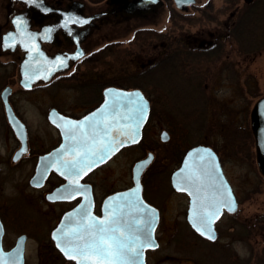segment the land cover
<instances>
[{"label": "rangeland", "instance_id": "374dc122", "mask_svg": "<svg viewBox=\"0 0 264 264\" xmlns=\"http://www.w3.org/2000/svg\"><path fill=\"white\" fill-rule=\"evenodd\" d=\"M229 2L197 0L187 16L170 7L159 8L157 15L150 14L144 20L132 19L130 27L124 28L125 33L110 35L109 41L118 42L100 55L101 62L81 65L75 70L79 73L77 82L64 81L60 86L59 103L64 112H85L81 102L113 83L126 89H146L161 107L152 115L142 142L126 147L93 176L99 197L130 188L135 162L160 144L161 152H156V161L143 179L144 197L161 208L165 217L158 231L160 246L149 253L148 264H264V173L257 164L251 124V112L264 97V49L252 51L248 47L250 52L242 54L233 40H225L219 61L204 64L200 59L206 57L200 52L196 53L197 62L175 66L166 59L168 53H174L176 44L171 40L164 48L162 43L167 35L196 45L212 40L213 32L224 26L234 9H226ZM136 28L139 31L131 34ZM109 41L102 35L98 45ZM157 61L161 62L153 67ZM88 84L91 87H82ZM17 95V107L30 130L33 149H38L39 137L51 141L56 135L46 118L51 94L38 89L30 95ZM6 121L0 101L3 152L5 131L1 124ZM168 127L171 140L162 143L160 133ZM12 141L13 150L19 143L16 138ZM198 144L217 149L238 200L237 214L223 218L217 225L218 239L212 243L198 237L190 226L174 222L185 217L187 199L171 193L169 177L183 154ZM32 175L33 168H16L15 175L0 185L4 248L11 249L17 238L25 234V264H69L51 250L50 243L52 229L71 205L47 202L45 193L51 185L41 190L31 187Z\"/></svg>", "mask_w": 264, "mask_h": 264}, {"label": "flooded vegetation", "instance_id": "af4514ba", "mask_svg": "<svg viewBox=\"0 0 264 264\" xmlns=\"http://www.w3.org/2000/svg\"><path fill=\"white\" fill-rule=\"evenodd\" d=\"M188 1L189 0H0V101L7 120L5 123L1 124L5 131L3 132V140L1 141L2 145L5 147V150L3 152V147L0 148V185H5L7 180L15 175L16 168L19 169L20 167L31 168V170L33 168V177L36 174L41 157L49 154L51 151L61 145L63 141L62 133L54 124L52 120L53 118H51L53 117V115L51 116L53 111H56L70 119L80 120L103 104L105 100V89L111 87V85H102L103 89H101L100 94L98 92H93L92 94H89L91 95L92 100L88 95L86 100L81 102V104L84 105L82 111L85 112L81 114H78L76 110L73 113L64 112L62 111L61 103H59L61 90L60 86L64 81H70L73 83V81L79 79V73L75 70L81 65L86 63L89 65H94L95 63L101 62L100 59L102 58L100 55L108 48L112 47L111 44H117L118 42L115 40L109 41L111 34L113 37H116L117 33H125L124 28L130 27L132 19L144 20L147 19L150 14L157 15L159 13V8L168 10L170 7H174L177 10L174 12L187 16L189 15L188 13L190 7L197 4V0H194L192 3H187ZM248 4L253 6L256 4L259 5L260 3H255L253 0H236L234 9L232 10L229 18L225 23H223L224 28L219 26V28L213 32L214 35L212 40H209L204 44L196 45L179 38L175 39L173 36L169 37V35H167L165 39H162L164 48L167 47V42H170L171 40H173L172 44L175 43L176 45L174 47V53H168L169 58L166 60L177 64L181 62H197V58L189 59L183 57L186 53V48L198 49L199 52H195L194 50L195 53L193 54L196 55V53L201 52L202 54H205L204 57L207 56L206 50L214 49L217 51L219 49L218 53H220V49H222L223 45L222 43H224L225 40H229L231 38V35H229V30L231 27L237 29V26H232V20L237 18L239 11ZM209 5L210 4L208 3L203 8V11L209 7ZM169 12L172 13L173 11ZM18 17L21 18L22 21L20 27H18L17 23L15 22ZM127 22H129L128 25H126ZM138 31L139 29L136 28L131 31V34H135ZM7 33H14L16 39L15 41L10 40L9 46L5 47L4 37ZM28 33L32 34L31 38L27 36ZM102 35H106L109 42L99 46L101 43L99 45L98 43L100 42ZM25 45H27V47H25ZM120 45H122V42H120ZM183 50L185 53L181 52ZM77 53L80 55L76 56ZM57 56L65 59L66 67L60 68L56 66ZM200 60L204 64H211L219 61L220 59L215 58L210 62H208L205 58H201ZM160 62L161 61H157L153 67L157 66ZM85 86L91 87L90 84L83 85L82 87ZM115 87L122 88L120 86ZM38 89L44 90V94H46L47 91L51 94V100L49 103L50 105L46 118L53 130L56 132V135L54 138H50L51 141H47L46 138L39 137V143H37L38 149H33L30 130L27 123L21 116V112L17 107L16 99L18 98L17 94H19V92L30 95V93ZM142 92L149 100L151 110L150 118L143 129L144 137V130L149 124L152 115H156V112L161 110V107H159L157 104L154 106V102L148 97L149 94L147 95V93L143 90ZM4 97L15 115L26 126L27 146L23 151H21L23 146L22 142L17 136L13 125L8 120ZM163 131L168 132L169 140L167 142H169L171 140V131L169 130V127L168 129H162L160 133V141L162 143H166L163 142L161 138ZM14 138L17 139L19 145L12 150V140ZM125 148H121L115 154V156H113V158L119 155V153ZM157 151L161 152L160 144H157L154 151L151 150L148 152V154L153 153L154 158L142 176L143 197L144 175L156 161ZM186 152L183 154L182 158L179 159V166L171 172L169 183L171 187V193L175 192L180 195L182 194L187 199L184 213L185 217L182 219H175L174 222L177 225H188L191 228V224L189 222L191 197L185 192L176 190L172 184L173 174L181 166ZM171 155L173 157L177 156L175 153H172ZM113 158H111V160ZM111 160L95 168L85 170L78 177L79 184L84 186L81 188L83 193H79L74 198L60 200L57 202H49L46 199V195L48 193L60 188L68 182V180L63 175H61L60 171H57V168L54 165L50 166L49 174L47 175L43 186L41 188L35 189L41 190L51 185V189L47 190L45 193V199L47 202L51 204L71 205L68 209L63 211L61 217L66 212L73 210L82 202L84 193H86L87 190L91 191L94 200L93 213L95 216L102 217L104 214L103 205L105 199L109 195L121 190H117L99 197L93 176L101 168L105 167ZM225 176L227 178L226 173ZM128 188L129 187L125 189ZM144 200L152 208L157 210L158 214V224L154 229V240L157 242V247L154 249L148 248L145 250V264H148L147 257L149 253L156 251L160 246L158 231L161 222L165 221V217L163 216L164 211L161 208L148 201L145 197ZM236 214L237 212L230 214L227 211H224L222 217L216 223V230L217 225L223 220L225 216H235ZM194 233L202 240L208 241L207 239L198 235L196 232ZM208 242L212 243L215 241Z\"/></svg>", "mask_w": 264, "mask_h": 264}, {"label": "snow or ice", "instance_id": "6c2138e0", "mask_svg": "<svg viewBox=\"0 0 264 264\" xmlns=\"http://www.w3.org/2000/svg\"><path fill=\"white\" fill-rule=\"evenodd\" d=\"M15 22L18 27L22 24L19 17ZM27 36L31 38L32 34L28 33ZM15 39L14 33L5 34L4 46H9V41ZM56 62L57 67H66L64 58L57 56ZM106 94L112 95V102L109 104L106 101L97 112L82 120L61 118L63 123L60 127L66 141L61 145V154L68 158L60 159L58 154L55 166L61 175L67 176L70 183L65 194L59 198L71 199L73 192L79 194L84 186L79 184L78 177L86 169L103 162L118 147L135 140L139 135L140 122L147 113V102L141 93L137 91L133 98L131 93L107 89ZM118 109L121 111L118 112ZM200 152V163L191 167L186 164L176 186H184V190L193 197L192 226L197 232L214 240L213 222L222 208L233 211L235 201L231 189L220 177L214 153L211 149H201ZM209 179L213 183L211 195L207 191ZM57 198L55 195L48 197L49 200ZM74 215V220L70 219L67 225L57 229L53 237L65 256L77 261V264H143V249L155 247L152 230L156 222V210L144 204L138 195L126 203L106 205L102 217L92 214L90 201L87 207ZM3 264H19V260L16 258Z\"/></svg>", "mask_w": 264, "mask_h": 264}, {"label": "water", "instance_id": "95a60500", "mask_svg": "<svg viewBox=\"0 0 264 264\" xmlns=\"http://www.w3.org/2000/svg\"><path fill=\"white\" fill-rule=\"evenodd\" d=\"M194 2V0H189L187 3H192ZM107 89H112V90H121L122 92L125 93H131L133 94V98H135V93L137 91H139L141 93V95L143 96L144 100L147 102V113L145 115V117L142 119V121L140 122V126H139V135L138 137L127 143V144H123L122 146L118 147L117 150L113 151L111 153V155H109L103 162H98L96 163V165L92 168H95L103 163H106L108 160H110L121 148L132 145V144H136L138 142L141 141L142 139V132H143V128L146 124V122L148 121V118L150 116V102L149 100L144 96L143 92L140 89H121V88H117V87H109L105 89L104 92V96H105V100L103 102L102 105H100L97 109H95L94 111H92L91 113H89L86 116H89L90 114L97 112L98 109H101L102 106L105 105L106 101L109 102V104H111L112 102V95L111 94H106V90ZM6 96V93H5ZM5 100V97H4ZM6 102V110H7V116H8V120L11 122V124L13 125L15 132L17 134V136L19 137V139L22 142V150H25V147L27 146V131H26V126L25 124L15 115V113L13 112L12 108L10 107V105L8 104L7 100H5ZM127 103V101H125V104ZM118 112H120L121 110L118 109ZM55 114V115H54ZM53 115V122L54 124L59 128V130L62 133V144H65V137H64V133H63V129L60 127V125L63 123V120L61 118H66V119H70L64 115L59 114L56 111H53L51 113V116ZM83 119V118H82ZM80 119V120H82ZM73 120V119H71ZM251 124H252V132L255 138V147H256V159H257V164L259 166V169L262 173H264V97H262L261 99H259L257 101V103L255 104L252 112H251ZM123 138V137H122ZM161 138L163 142H167L169 140V134L166 131H163L161 134ZM61 145L59 147H57L56 149H54L53 151H51L49 154L41 157L40 162L38 164L37 167V171L36 174L32 177L30 184L33 187H42L45 179L47 177V175L49 174L50 171V166L52 165H56L57 163V157L58 154L60 159H67L68 157L61 154ZM201 149H211V152L214 153V160L215 163L218 164L219 166V173H220V177H222L223 181L226 183V185L228 186V188L231 189V194L232 197L235 201V209L233 211H229L228 208H222L220 215L218 216V218L213 222V229H214V234H215V239H209L208 237L202 235L201 233L197 232L196 229L192 226V222L190 220V217L193 215V197L191 195H189L188 191L184 190V186H181L180 188H178L176 186V181L178 180L179 175L181 174V170L184 169L187 166L191 167L192 165H195L197 163H200V161L198 160V156L201 154L200 150ZM20 151V152H21ZM204 155H207L206 153ZM154 158L153 153H149L147 155V157H145L144 159H141L139 161H137L132 169V180H133V185L131 188H128L126 190H122V191H118L116 193H113L111 195H109L105 201H104V205H103V216L105 215V206L106 205H118L121 203H126L132 199H134L135 196H139L140 199L143 201L144 204L149 205L143 198V194H142V189H143V185H142V176L144 171L148 168V166L152 163ZM90 168V169H92ZM87 170V169H86ZM64 176V175H63ZM68 182L67 184L61 186L60 188H57L55 190H53L52 192L48 193L46 195L47 200L49 195H55L58 198L54 199V200H49L51 202H57L60 200H66V199H62L59 198L61 196H63L65 194V190L69 185V179L67 178V176H64ZM172 184L174 186V188L180 192H185L187 193L190 197H191V206H190V211H189V222L191 224V228L200 236H202L203 238L210 240V241H215L218 238V232L216 230V223L219 221V219L222 217L224 211H227L230 214H233L235 212L238 211V200L236 198V195L234 194V191L232 189V186L230 185L228 179L225 176L224 173V169L222 167L221 161L219 159L218 154L215 152V150L208 146V145H197L194 146L192 148H190L183 159V162L181 164V166L175 171V173L173 174L172 177ZM207 191L208 194L211 195L212 192V188H213V183L212 180L209 179L207 182ZM73 187H75V185H73ZM138 188V191H137ZM83 192L80 191V194H82ZM78 194L73 192L72 194V198H74L75 196H77ZM109 198H113V199H109ZM89 201L91 202V212L93 213V208H94V200H93V195L91 191H88L86 193H84V197L82 202L75 207L73 210L66 212L60 222L58 223V225L53 229L52 233H51V239L54 242L56 248L60 251V253L68 260L74 261L75 264H77V261L72 260L69 257H66L64 252L61 251L60 247L57 246V241L56 239L53 237V233L61 228L62 225H67L69 223V220L72 219L74 220L76 213H78L82 208H85L88 206ZM69 214H73L72 216H70ZM95 216V215H94ZM158 224V214H157V210H156V222H155V226L152 230V239L153 242L155 244V247H146L143 249V264H145V250L148 248H156L157 247V242L154 240V229ZM5 234V227L4 224L1 220L0 217V264H3V262L5 261H11L13 259L18 258L19 260V264H24L25 263V249H26V242H27V235H20L17 238V241L15 243V245L10 249V250H5L4 246H3V237Z\"/></svg>", "mask_w": 264, "mask_h": 264}, {"label": "trees", "instance_id": "16d2710c", "mask_svg": "<svg viewBox=\"0 0 264 264\" xmlns=\"http://www.w3.org/2000/svg\"><path fill=\"white\" fill-rule=\"evenodd\" d=\"M253 1L255 3L257 2L260 4L259 5L256 4L253 6H250L249 4L245 5L239 11L238 16L236 15L237 16V18H235L236 20L235 19L232 20V26H235V27L237 26V29L231 27V29L229 30V35H231V38L229 40H233V42L236 43L237 46H239V48L241 49L240 52L242 54L250 52V50L249 51L247 50L248 47H250L251 50L253 49L252 51H258V50L264 49V0H253ZM229 3H230L229 6L226 7L227 10L232 9L233 6H235L236 0H230ZM194 50L195 52H199L198 49H191V48L187 49L186 48L185 55H187L189 59L196 58V55L193 54L195 53ZM218 51L219 49L217 51H215L214 49L206 50L207 56L205 59H207V61L210 62L212 59L218 58V56L220 55ZM181 52L183 53L184 50ZM174 64L175 66H178L177 63H174ZM111 85L119 86L117 83H113ZM136 87H139V86L129 87V88H136ZM122 88H125V87H122ZM142 90L147 93L146 89H142ZM148 97L151 99V101L154 102V106H155L156 101H154L149 95ZM249 146L252 149L251 144H249ZM50 247H51V250H53V252H57L58 256L62 258L61 255L56 250L52 241L50 243ZM65 262H68L69 264H71L67 260H65Z\"/></svg>", "mask_w": 264, "mask_h": 264}]
</instances>
